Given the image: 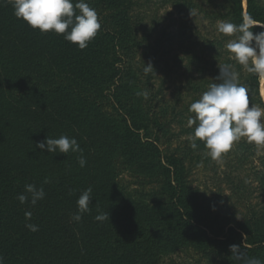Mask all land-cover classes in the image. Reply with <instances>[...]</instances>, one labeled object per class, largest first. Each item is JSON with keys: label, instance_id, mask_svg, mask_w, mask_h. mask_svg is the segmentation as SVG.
Segmentation results:
<instances>
[{"label": "trees", "instance_id": "obj_1", "mask_svg": "<svg viewBox=\"0 0 264 264\" xmlns=\"http://www.w3.org/2000/svg\"><path fill=\"white\" fill-rule=\"evenodd\" d=\"M159 1L180 13L203 12L201 54H194L202 62L197 72L203 73V92L219 82L218 64L230 63L249 89L250 102L264 108L261 77L232 58L226 44L234 37L217 31L219 21L239 24L245 13L264 22V0ZM87 2L100 14L102 27L81 50L62 34L33 29L0 0L4 264H165L178 253L193 255V264H239L233 244L264 260V145L247 138L234 144L223 154L220 172L212 168L216 190L201 194L190 179L192 165L203 158L209 167L216 160L202 141H196L198 149L190 147L195 128L188 126L195 116L190 104L180 105L173 94L167 98L163 80L155 89L154 70L146 73L137 58L149 47L137 1ZM177 35L199 38L185 20ZM62 134L77 139L85 167L78 164L80 153L36 147L47 135ZM25 184L43 186L44 199L21 204L17 196L25 193ZM88 187L91 211L74 221L77 200ZM100 212H109L110 220L97 221ZM27 223L39 230L30 231Z\"/></svg>", "mask_w": 264, "mask_h": 264}, {"label": "clouds", "instance_id": "obj_2", "mask_svg": "<svg viewBox=\"0 0 264 264\" xmlns=\"http://www.w3.org/2000/svg\"><path fill=\"white\" fill-rule=\"evenodd\" d=\"M12 5L14 15L23 19L33 29L41 33L55 32L62 34L64 39L76 44L83 50L93 40L102 27V20L97 9L90 6L87 0H7ZM78 10V11H77ZM192 15V13H191ZM254 26L264 29V22L256 21L245 13L242 22L237 24L231 20L219 21L217 31L225 36L234 37L226 48L232 58L249 73L264 77V31L254 33ZM218 83H212L199 99L193 101L189 111L195 113L188 120V126L195 125L194 132L189 136L190 147L198 149L197 140L204 143L207 155L219 160L229 152L233 145L242 138L249 143L264 145V108L250 102L249 89L240 82V74L233 64H218ZM144 71H153L152 65H145ZM42 152L48 153H80L77 157L81 168L87 161L75 137L62 134L59 138L46 136L45 140L36 144ZM46 178L44 183H48ZM25 193L17 196L21 204L30 203L35 206L45 197L43 186L25 184ZM92 188L83 190L77 200V211L72 219L79 222L84 213L91 211ZM32 213L25 212V219L31 220ZM97 221L110 220L109 212H100ZM30 231H38L39 226L27 223ZM232 257L239 264H264V260L248 257L241 248L230 245ZM4 256L0 255V264H4Z\"/></svg>", "mask_w": 264, "mask_h": 264}, {"label": "rangeland", "instance_id": "obj_3", "mask_svg": "<svg viewBox=\"0 0 264 264\" xmlns=\"http://www.w3.org/2000/svg\"><path fill=\"white\" fill-rule=\"evenodd\" d=\"M136 1V13L141 19V33L147 36L149 44L148 49L142 54L139 53L137 58L144 63V66L155 62L153 69L155 77L152 80L155 89L163 80V90L167 98L173 94L179 98L180 105L188 106L203 94V73L197 72L202 62L194 59V54H201L202 41L198 40L201 39L200 36L203 37V12L196 8L193 12L180 13L172 4H162L159 0ZM197 1L201 2V0ZM183 19L193 26L199 38L195 35L190 39L179 38L177 33ZM190 42H196V46L192 47L189 45ZM182 121L187 122V119ZM172 129L173 132H178L179 125H173ZM176 143L177 141H174L173 144ZM215 163L208 167L203 164L202 158L200 163L192 165L190 179L201 194L203 192L212 194L211 192L216 190L217 179L213 177L212 168H219L220 172L223 160H216ZM193 263H195L194 256L185 253H178L165 260V264Z\"/></svg>", "mask_w": 264, "mask_h": 264}, {"label": "bare ground", "instance_id": "obj_4", "mask_svg": "<svg viewBox=\"0 0 264 264\" xmlns=\"http://www.w3.org/2000/svg\"><path fill=\"white\" fill-rule=\"evenodd\" d=\"M260 93L264 96V88H263V83H264V77L260 78Z\"/></svg>", "mask_w": 264, "mask_h": 264}, {"label": "water", "instance_id": "obj_5", "mask_svg": "<svg viewBox=\"0 0 264 264\" xmlns=\"http://www.w3.org/2000/svg\"><path fill=\"white\" fill-rule=\"evenodd\" d=\"M260 84H261V82H260ZM263 88H264V83H263ZM260 95L262 96V98L264 99V96L260 93Z\"/></svg>", "mask_w": 264, "mask_h": 264}]
</instances>
